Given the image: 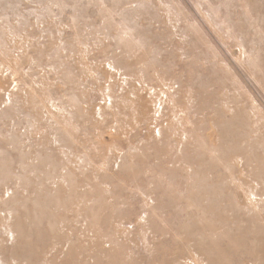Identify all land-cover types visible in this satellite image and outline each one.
I'll return each instance as SVG.
<instances>
[{
  "label": "rangeland",
  "instance_id": "374dc122",
  "mask_svg": "<svg viewBox=\"0 0 264 264\" xmlns=\"http://www.w3.org/2000/svg\"><path fill=\"white\" fill-rule=\"evenodd\" d=\"M0 264H264V0H0Z\"/></svg>",
  "mask_w": 264,
  "mask_h": 264
}]
</instances>
